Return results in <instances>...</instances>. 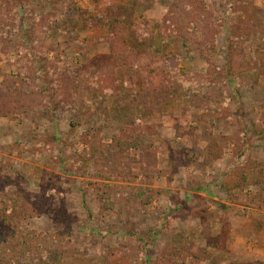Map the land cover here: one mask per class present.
<instances>
[{"label":"rangeland","instance_id":"374dc122","mask_svg":"<svg viewBox=\"0 0 264 264\" xmlns=\"http://www.w3.org/2000/svg\"><path fill=\"white\" fill-rule=\"evenodd\" d=\"M254 210L264 0H0V262L264 264Z\"/></svg>","mask_w":264,"mask_h":264},{"label":"trees","instance_id":"16d2710c","mask_svg":"<svg viewBox=\"0 0 264 264\" xmlns=\"http://www.w3.org/2000/svg\"><path fill=\"white\" fill-rule=\"evenodd\" d=\"M201 2L207 1V0H199ZM117 10L121 13L123 12L124 14L128 13V9L127 8H123V7H118ZM78 12L83 13V10H78ZM179 16H181V13H177ZM169 16L171 18H174V13L169 14ZM201 19V18H200ZM184 28H183V32H182V39H183V44L185 46V48L187 50H193L194 48L197 49V45H196V40L194 41L191 37H190V30H189V20H184ZM201 22V20H200ZM199 43V42H198ZM141 138L138 137L137 141L134 142L133 146L130 148H137L140 149L139 145L136 143L140 140ZM142 151V150H141ZM37 254L39 253L38 251L36 252ZM14 264V262H9V263H4V262H0V264ZM17 264H22V263H17Z\"/></svg>","mask_w":264,"mask_h":264},{"label":"crops","instance_id":"0c3cea01","mask_svg":"<svg viewBox=\"0 0 264 264\" xmlns=\"http://www.w3.org/2000/svg\"><path fill=\"white\" fill-rule=\"evenodd\" d=\"M253 219L251 220L255 225L258 223V221H264V217L261 216V214L257 211H253ZM263 215V214H262Z\"/></svg>","mask_w":264,"mask_h":264}]
</instances>
